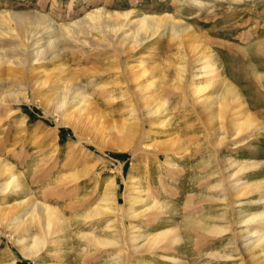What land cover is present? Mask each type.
Returning a JSON list of instances; mask_svg holds the SVG:
<instances>
[{
  "label": "rangeland",
  "instance_id": "374dc122",
  "mask_svg": "<svg viewBox=\"0 0 264 264\" xmlns=\"http://www.w3.org/2000/svg\"><path fill=\"white\" fill-rule=\"evenodd\" d=\"M197 1L201 5L180 0H0V15L40 13L49 16L53 28L103 8L127 13L126 23L142 15L163 16L190 30L183 40L159 31L130 51L105 46L106 35L95 31L82 47L66 42L67 68L79 83L95 85L88 88L93 105L75 118L74 126L57 124L60 117L30 91L20 103L0 107V160L20 174L32 198L68 220L61 231L51 224L56 231L46 235L50 243L44 245L45 240L31 260L21 256L8 223L1 220L0 264L261 261L257 250L252 257L244 237L254 232L255 241L264 233V0ZM129 31L133 29H123L117 37ZM201 55L213 62L212 69L196 62ZM127 64L132 73L125 70ZM179 64L186 67L188 89L199 84L204 91L189 96L188 89L177 87ZM13 73L3 80L9 87L11 77H19ZM150 74L152 88L165 104L155 118L146 116L140 96L152 88L142 93L136 88L147 84ZM217 77L239 96L218 118L204 109L225 95ZM234 120L243 124V131L231 137ZM125 127L132 133L126 148L119 150ZM220 137L221 144H216ZM24 194L0 195V208L12 204V196ZM138 197L143 203L133 202ZM254 215L253 221L239 223ZM54 236L62 237L52 242ZM148 238H156L155 246L138 250Z\"/></svg>",
  "mask_w": 264,
  "mask_h": 264
},
{
  "label": "bare ground",
  "instance_id": "6f19581e",
  "mask_svg": "<svg viewBox=\"0 0 264 264\" xmlns=\"http://www.w3.org/2000/svg\"><path fill=\"white\" fill-rule=\"evenodd\" d=\"M186 2L201 5V3L197 0H180V3L184 4ZM2 13L4 14L0 15V107H6L7 105L14 104L16 102L18 103L21 99H25L27 97V91H30L31 96H36V98L40 100L41 105L49 113H56L55 115L60 117V120L56 122L57 124L73 125L75 118L79 117L78 115L83 113L82 111L88 109V105H93L91 103V98L88 95L91 94L88 93V88L92 87V85L95 86L93 82L88 81L86 84L79 83L77 74L71 69L69 70L67 65H65V57H67L68 51V47L65 45L66 42H75L80 44V46H84L86 40H88V36L93 31H95L99 34L101 33L106 35L105 40L108 44L105 46L112 47L115 50H117L120 46L125 48H122V50L130 51L134 50L137 46H140L145 40L154 36L159 31L162 32V35H164L163 33L166 32L167 35L174 37L175 40L182 39L184 36H187L190 33V30H188V25L182 23L180 20L176 21L172 17H154L142 15L139 16L137 20H128L129 23H126V18L128 17L127 13L113 14L111 12L105 11L103 8L96 9L88 13L81 20L75 21L66 26H59L57 28H53L49 16L42 15L40 13ZM127 28L133 29V31H129L131 32L130 34L126 33L125 36L123 35L118 38L117 34L123 31V29ZM42 39L43 41H46L42 43ZM102 41H100V44L104 43ZM93 42L92 44H94ZM96 43L99 42L95 41V45L98 47V44ZM206 55L199 56L196 59V62L200 63L199 65L202 69L208 71V69H212V64H210L212 61H210V59L208 60ZM122 62L124 63V61ZM43 64H48V66L50 65L51 68H43V66H39ZM35 65H38L39 67H34ZM132 68L133 66L130 67V64H127L125 70L128 69L132 73ZM185 68L186 67L183 64H179V67H177L176 71L178 73H176L175 81L177 82L176 84H178L177 87L184 86V89H188L189 86L187 84L188 79L186 80L185 78ZM5 70L9 72H5ZM146 71L147 70L143 69L142 74L146 75ZM13 72L19 75L18 78H12L10 75L12 80V85L10 86H14L16 89L9 87L7 84H5V81L3 83L4 78L9 77L8 74H14ZM24 73L26 76H28L26 79L23 77ZM133 73L134 75L136 74L135 72ZM138 75L139 74H137V76ZM156 75L157 74H155L154 77H156ZM188 76L189 78L191 77L190 74H188ZM137 78L139 79L141 77H134V81H138ZM153 79V75H151L150 80L147 81V84L140 85L139 83L138 85L140 86H136L139 93H142V91L148 88H152L154 86ZM215 79L221 81L225 95L219 100L217 99L211 103H208L206 107L203 105V107L205 111L208 112L210 110L214 114V117L216 116L218 118L222 111L225 112V110L230 108L232 103L235 101L239 102V96L235 93V89L225 79H219V77ZM183 81H185V83ZM164 83H166V81ZM202 91H204V88L202 85L198 84L193 88L188 89L187 92H190L189 96H191L201 93ZM228 94L233 96L232 99H223ZM159 95L160 94H158V91L153 90V88L150 94L140 95L143 102L142 109L145 110L146 116L155 118L162 108L164 109L165 104L164 102L162 103ZM131 102L128 103L129 107L131 106ZM210 115H208V117ZM224 118L225 117H223V119ZM245 118L246 121L250 122V118L248 116H245ZM239 122V120H234L233 123L231 122L233 124L231 137H235L238 135V133L243 131V124H240ZM130 128L125 127L122 129L123 135L118 147L119 150L126 148L127 140L132 133ZM221 138L222 137L215 141L216 144H221ZM96 146H98L97 148H102L99 147L101 145L97 144ZM166 163L169 165L171 162L167 161ZM10 169V164L0 160V195L3 196L4 194L6 195V193H13L15 191L17 193V190L25 194L18 198L12 196L11 200L13 203H7L8 206L5 205L4 208H0V222L3 220V222L5 221L8 223L9 229L13 234V241L19 247L18 250L20 251L21 256L31 260V258H34V256L40 252L39 250L41 245L45 242V240L46 243L44 245L48 243L46 238L56 231V229H50L51 224L57 225V230L61 231L66 229L68 220L61 216L60 213H58L50 205L39 202L32 198L28 190H26L25 182L22 180L20 174L10 171ZM4 172L7 173L5 174ZM232 176L233 175H230V177ZM1 200L0 204H3ZM142 200L144 201L143 198L138 197V199L133 200V202L136 204L143 203ZM129 215H132V213H129ZM255 217L256 215L248 217V219L239 218V223L244 225L253 221ZM52 227L54 228V226ZM38 231L43 234V237L39 236L40 233H38ZM224 231H226V228L220 229L219 232L223 234ZM47 234L48 236L46 237ZM254 234V232H251L250 236L244 237L251 245L248 247V251L252 253V257H255V254L253 253L255 250L259 251L258 253L259 255L261 254V261L258 264H264V233L257 237L255 241H253L251 239H253ZM61 237L62 236H54L52 242H57ZM49 238L51 237H48V240ZM95 238H93V241L100 243L98 241L99 238ZM131 240L136 241V238L132 237ZM155 240L156 238L146 239L145 244L140 245L138 250H141L142 248L144 250V246L148 248L152 247V245L155 246ZM108 243L110 242H104V244ZM134 248L136 247H133V249Z\"/></svg>",
  "mask_w": 264,
  "mask_h": 264
}]
</instances>
